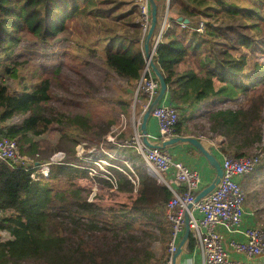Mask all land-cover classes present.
I'll use <instances>...</instances> for the list:
<instances>
[{"label":"trees","instance_id":"16d2710c","mask_svg":"<svg viewBox=\"0 0 264 264\" xmlns=\"http://www.w3.org/2000/svg\"><path fill=\"white\" fill-rule=\"evenodd\" d=\"M111 1L0 0V138L16 141L20 154L33 158L40 154L34 138L46 134L54 124L66 128L62 138L72 145L71 153L73 146L79 143L78 138L86 139L85 131L77 127L81 126L80 115H65L50 107L49 80H42L31 88L25 86L20 93H9L3 82L17 77L19 63L15 60V50L22 40L21 34L29 33L45 43L64 32L67 21L86 17L103 20L99 7ZM246 1L251 8L226 0H169V13L191 23L181 29L177 18H172L152 58L179 112L174 135H182V123H189L185 118L205 116L207 122L203 131L192 125L194 120L189 123L197 132V138L209 141L221 138L220 152L234 158L264 150V90H257L264 85V62L252 63L250 67L254 70L248 71L246 56H233L230 49L235 47L229 49L231 45H223L221 41L229 38L246 46L252 44L251 41L241 34L235 39L228 37L226 31L233 32L232 25L224 31L218 27L220 18L231 22L259 18L262 0ZM202 18L211 21L205 22ZM201 22L204 30L199 33L194 29ZM126 23L138 38L131 39L128 34L111 36L100 60L119 79L134 82L140 78L146 63L139 41L142 30L139 23L130 20ZM255 49L264 52L259 44ZM240 95L248 99L246 105H237ZM205 105L208 108L199 113L200 107ZM17 117L23 119L13 123ZM112 124H106L100 135L106 134ZM84 159L78 157L62 164H51L49 174L44 177L37 173L36 180L31 178L34 169L14 168L0 161V213L7 210L15 213L14 217L1 221L8 225L0 224V229L8 234V239L0 238V264H136L132 253L138 250L131 245L137 240L130 235L132 225L139 219H153L156 212L163 213L172 193L146 173L144 167L140 171L134 166L131 171L124 163L115 162L118 168L107 169L106 177L110 179L101 181L110 187L115 185L119 192L133 194L134 198L129 207L111 208V217L107 219L101 207L82 196L85 189L77 186L73 179L68 180L69 186L74 187L70 191L49 185L59 177H87V169H82L88 166ZM244 183L245 180L241 185ZM68 228L87 236L90 245L85 249H66L63 235L55 238L53 235L55 231L64 234ZM95 240L97 243L93 242ZM193 247L194 243L189 241L188 249Z\"/></svg>","mask_w":264,"mask_h":264},{"label":"rangeland","instance_id":"374dc122","mask_svg":"<svg viewBox=\"0 0 264 264\" xmlns=\"http://www.w3.org/2000/svg\"><path fill=\"white\" fill-rule=\"evenodd\" d=\"M135 1L138 0H113L112 3L99 7L104 15L103 20L86 17L78 21H67L65 31L48 39L45 43L29 33L21 34L23 35L22 40L15 50V60L19 63L17 77L3 80L9 93L15 94L20 93L25 86L31 88L47 79L51 82L50 107L65 113V115L81 116L82 120L79 123L81 126L77 127L85 131L86 139L78 138L79 143L73 146V153H71L72 145L69 142L65 143L62 138L66 128L54 124L46 134L34 138L41 150L40 154L34 158L20 155L33 160L38 165L40 163L37 173L43 169L45 172L48 171V174L49 169H45L48 163L62 164L67 160L75 158L77 160L78 157L81 160L85 158L83 161L88 166H83L82 169H87V177H59L57 180L50 181L49 185H53L55 189L70 191L74 187L69 186L68 180L73 179L72 181L77 186L85 189L82 196L87 198L88 202H94L101 207L107 219L111 217V213H109L111 208L129 207L134 198L133 194L119 192L115 185L110 187L101 181L110 179L109 176L106 177L108 167L118 168L114 164L115 162L124 163L131 169L135 166L140 171H143L144 167V161L138 154L136 139L140 104L135 102L131 82L119 79L100 60L103 49L111 36L128 34L131 39L138 38L133 30L130 31L126 26L128 20L131 23L140 24L139 9L133 4ZM226 1L239 6L252 7L246 0ZM258 14L260 16L257 19L243 18L235 22L220 18L218 25L223 31L232 25L233 32L226 31L228 37L235 39L237 34H241L251 41L252 44L249 46L238 45L234 41H230L229 38L221 41L223 45H231L229 49L232 46L235 47V49H230L233 56H246L248 71L254 70L253 67H250L252 63L264 62V52L255 49L259 44L260 48L264 50V0L259 5ZM124 16L130 17L128 20H124L126 18L122 19ZM201 20L211 21L203 18ZM195 63L197 64V62ZM190 65L196 68L195 64L191 63ZM215 82L218 85L216 79ZM263 86L260 85L257 90H264ZM247 102L248 99L240 95L237 105H246ZM197 116L199 117H193L191 120L184 117V121L192 123L191 121L194 120L192 125L201 127L200 130L203 131L206 128V117ZM22 119L23 117H17L12 122L20 123ZM109 122L113 124L108 132L100 135L102 129ZM262 131L264 137V108ZM251 156H258L259 163L256 170L244 179L245 183L242 188L244 187L243 191L246 197L245 207L255 225L264 228V150L250 152L246 157ZM92 165L96 168L91 167ZM155 180L161 185L159 178H155ZM134 181L136 182V179ZM14 215V211L8 210L0 213V224L8 225L7 222L1 221L12 218ZM131 228L130 235L137 240L134 245H131L138 250L136 254L132 253L136 260L135 263H160L166 255L169 235V224L164 212H156L153 219H139L134 222ZM61 235L66 241V249L76 247L85 249L87 245H90L87 236L83 233L72 232V228H68L64 234L55 231L53 236L55 238ZM0 238L8 239L7 232L0 229ZM93 242L97 243V240ZM248 264H264V258L250 261Z\"/></svg>","mask_w":264,"mask_h":264},{"label":"built area","instance_id":"2783aa9c","mask_svg":"<svg viewBox=\"0 0 264 264\" xmlns=\"http://www.w3.org/2000/svg\"><path fill=\"white\" fill-rule=\"evenodd\" d=\"M136 6L140 12V26L143 39L150 24L149 2L139 0ZM169 0H166L165 14L158 19L156 31L150 42V53L153 58L157 46L162 42L171 20L168 17ZM181 29L188 27L182 22ZM196 32L202 33L203 22L199 23ZM138 80L131 82L135 102L140 104L137 118L136 139L138 154L144 161L146 173L159 178L161 185L171 193V199L165 204L164 215L169 224L167 251L164 259L158 264H175L180 237L184 233L186 217L188 219L190 240L198 251L202 264H248L250 261L264 258V228L248 226L245 222V193L241 183L252 173L259 163L258 156L234 158L223 155L221 159L222 177L217 186L206 196L195 202V197L205 187L199 173L180 161L174 160L168 151L152 149L142 142L140 125L143 114L153 103L159 92V83L154 76L149 61ZM156 121L158 135L147 134L151 142H162L175 137V126L179 122L178 110L173 105H158L151 113ZM0 161L14 168L34 169L31 178L36 180L37 165L31 159L22 157L16 141L0 138ZM54 164L48 163V167ZM126 165V164H125ZM128 167V166H127ZM132 171V169L129 167ZM40 174L48 175L41 169Z\"/></svg>","mask_w":264,"mask_h":264},{"label":"crops","instance_id":"0c3cea01","mask_svg":"<svg viewBox=\"0 0 264 264\" xmlns=\"http://www.w3.org/2000/svg\"><path fill=\"white\" fill-rule=\"evenodd\" d=\"M155 2L158 7L157 8L158 17L159 19H161V17L165 14L166 0H155ZM168 17L170 20L172 18L175 19L177 18V16L174 13L171 12L169 13V11H168ZM187 24H190L189 21L187 22ZM169 96L170 95L167 91L166 94L163 96L159 105L161 106L174 105L173 102L170 100ZM206 108H208V106L206 105L201 106L199 113L203 112ZM182 126H183L181 130L182 135L180 137H194L198 139L199 141H201L204 147L217 159V161L221 163L222 153L219 150V146L222 141L221 138H216L214 141L206 140L203 137L197 138L198 136L197 132L192 130V127L188 122H183ZM146 129L148 135L153 137H156L158 135V128L156 121L151 116L147 121ZM166 150L173 157L174 160L180 161L186 166L190 167L191 169L197 171L201 177L202 186L206 187L213 181L215 177V170L207 163L204 157L201 156L198 153V151L195 148H193L190 144L178 143L171 147L166 148ZM245 213H246V217L244 224L248 226H255L254 220L251 217L250 213L247 212L246 207H245ZM183 234L181 235L180 239H182ZM175 264H202V259L198 251H196L194 247L192 248V250L188 249V243H187L186 246L176 256Z\"/></svg>","mask_w":264,"mask_h":264},{"label":"water","instance_id":"95a60500","mask_svg":"<svg viewBox=\"0 0 264 264\" xmlns=\"http://www.w3.org/2000/svg\"><path fill=\"white\" fill-rule=\"evenodd\" d=\"M148 2H149L150 24H149L147 33L145 34L142 47H143V53H144L145 59H147L149 61V67L151 68V71L153 72L154 76L158 80L159 92H158L157 97L153 101V103L150 105V107L147 109V111L142 116L141 125H140V134L142 137L143 144L149 148H152V149L165 150L166 148L171 147V146L178 144V143H188L193 148H195L198 151V153L204 157V159L207 161V163L215 170V177H214L213 181L209 185L204 187L199 192V194L195 197V202H197L200 199H202L204 196L209 194L219 183V181L222 177V168H221L219 161H217V159L204 147V145L201 143V141H199L198 139H196L194 137H178V136H175V137H172V138H170L166 141H162V142H151L147 138V129H146L147 121L150 118L152 111L155 109V107H157L160 104L163 96L167 92V85L165 82V78L163 77L161 72L158 70L155 63L153 62V60L151 58V53H150V42H151V39H152V37L156 31L157 25H158V19H159L158 13H157L158 7H157L155 0H148ZM177 21L183 22L185 24H187V22H188V20L184 19L183 17H178ZM185 221H186V224H185L184 234H183L182 239L179 243V248L177 250L175 257L186 246V244L190 240L187 217H186Z\"/></svg>","mask_w":264,"mask_h":264},{"label":"bare ground","instance_id":"6f19581e","mask_svg":"<svg viewBox=\"0 0 264 264\" xmlns=\"http://www.w3.org/2000/svg\"><path fill=\"white\" fill-rule=\"evenodd\" d=\"M146 33H147V31H146ZM146 33H145V34H146ZM141 36H142V34H141ZM144 37H145V36H144ZM143 40H144V39H143ZM61 157H62V156H61ZM61 160H62V159H61Z\"/></svg>","mask_w":264,"mask_h":264}]
</instances>
